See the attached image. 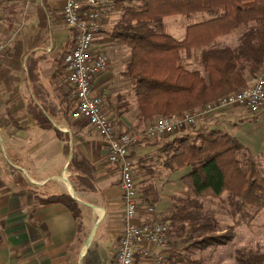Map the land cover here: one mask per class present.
I'll return each mask as SVG.
<instances>
[{
	"label": "crops",
	"instance_id": "1",
	"mask_svg": "<svg viewBox=\"0 0 264 264\" xmlns=\"http://www.w3.org/2000/svg\"><path fill=\"white\" fill-rule=\"evenodd\" d=\"M49 1V8L46 0L42 3L47 14L41 8L33 12L36 2L27 9L21 1L15 10L14 3H0V40L8 41L6 59L0 63V264H114L124 231L119 170L108 161V145L101 134L72 117L74 103L62 63L73 45L72 32L62 21L66 0ZM118 9L102 24L94 42L93 51L106 55L109 64L93 78L92 89L102 97L116 127L132 132L139 111L134 83L123 77L131 52L110 34L120 18ZM21 17L24 24L18 31L19 22L14 21ZM177 18L173 24L184 31L176 39L181 41L187 25ZM195 50L199 49L191 58L183 55L180 65L195 69L200 58ZM121 96L132 106L117 118L114 106ZM246 112L240 106L225 109L199 125L222 129L225 120L246 117ZM152 149H134L133 160ZM81 168L85 175L78 173ZM62 196L80 204L78 218L58 201ZM138 196L142 198L139 192Z\"/></svg>",
	"mask_w": 264,
	"mask_h": 264
},
{
	"label": "trees",
	"instance_id": "2",
	"mask_svg": "<svg viewBox=\"0 0 264 264\" xmlns=\"http://www.w3.org/2000/svg\"><path fill=\"white\" fill-rule=\"evenodd\" d=\"M21 1L0 0V3H14L15 10ZM116 3L123 12L110 34L130 49L123 77L134 83L139 111L135 130L127 133L143 134L157 118L191 112L239 92L264 70V0H116ZM202 12L208 18L186 26V36L181 41L172 36L164 22L167 17H189ZM241 27L246 30L238 45L214 44ZM194 49L201 50L199 66L190 70L180 63L183 55L191 58ZM131 106L121 96L114 106L115 116L119 118ZM117 124L122 126L121 122ZM116 133L126 132L118 127ZM163 138H144L131 147L130 157L135 158L134 149L138 147H155L152 153L134 160L141 207H156L160 203L159 191L149 182L150 178L163 171L173 173L189 168L179 182L191 195L176 198L178 205L172 212L158 211L160 219L171 227L174 251L171 261L189 264L187 254L191 251L229 239L228 233H216L214 222L204 212L205 201L227 194L233 214L246 210L260 212L264 209V174L248 156H241L246 152L244 144L223 129L195 125ZM152 162L155 165L151 166ZM78 173L85 175L83 168ZM58 201L79 217L81 207L76 200L62 196ZM240 255L242 264H264L263 252L251 249Z\"/></svg>",
	"mask_w": 264,
	"mask_h": 264
},
{
	"label": "built area",
	"instance_id": "3",
	"mask_svg": "<svg viewBox=\"0 0 264 264\" xmlns=\"http://www.w3.org/2000/svg\"><path fill=\"white\" fill-rule=\"evenodd\" d=\"M27 9L35 0H22ZM118 8L116 0H66L62 21L72 32L73 45L63 55L66 80L74 109L72 117L88 122L108 145V161L119 170L118 188L123 200L124 231L115 251L114 264H175L171 227L159 217L156 207H141L132 146L144 138H156L182 132L199 124L218 111L241 106L254 115L264 116V72L252 79L239 92L220 97L191 112L160 117L148 124L143 134L117 135L115 119L104 109L103 99L92 89L93 78L105 71L108 59L93 51L94 42L102 29V22ZM42 11L47 14L44 6ZM1 25V20H0ZM8 41L0 40V63L6 59ZM3 108L0 101V120Z\"/></svg>",
	"mask_w": 264,
	"mask_h": 264
},
{
	"label": "rangeland",
	"instance_id": "4",
	"mask_svg": "<svg viewBox=\"0 0 264 264\" xmlns=\"http://www.w3.org/2000/svg\"><path fill=\"white\" fill-rule=\"evenodd\" d=\"M35 2L36 7L33 12L36 13L37 11H40V8L42 9L43 0H35ZM49 4L50 1L46 0V8H49ZM20 5L17 7V10L19 12H22ZM117 6L119 7V5ZM118 11L119 12L117 13V15L121 16L123 8H121L120 10L118 9ZM24 16L25 14H23V17ZM176 18L177 17H167L164 19L165 24L169 25L167 26L169 32L175 39L178 38L180 33L182 34L184 32L180 25L173 24V21ZM207 18V14L202 12L193 14L189 17L180 16L177 19H180V21H183L185 25L189 26L191 24L201 23ZM23 21L24 19L22 17L19 18V20L14 21L15 24L16 22H19L18 25H16V30H21L20 27L24 24ZM245 30V27L237 28L229 35L220 37L218 45L233 47L238 45L240 36ZM5 38L8 39V37ZM200 51V49L195 50L194 53L197 54V56H200ZM197 66H199V62L193 64V67L195 69L197 68ZM263 72L258 73L256 76H260L261 74H263ZM246 113V117H239L237 118V120H235L234 118L225 120L224 126L223 128H221L236 136L244 144L246 152L245 154L243 152V155L241 156H243V158L245 155L248 156L260 167L261 171L264 174V116L254 115L251 112ZM196 126L206 127V129L212 128L201 124H197ZM147 150L150 149L147 148ZM155 154L156 153H154L153 155ZM144 156H141V158H143ZM150 165L153 166L155 164L154 162H152V164ZM187 171H189V168L175 171L173 173L163 171L161 175H157L155 178L149 179V182L153 183L155 187H157L156 189H158L159 191L160 203L156 207L159 206L158 209L160 210V212L174 211L178 205L175 200L176 198L187 197L191 195V192L179 182V178L182 175L186 174ZM134 174L136 183L138 184V176H136L137 169H134ZM204 212L208 214L214 222L216 233H228L229 239L224 243L214 244L201 250L191 251V253L187 254V257L191 261L189 264H242L240 258V253L242 251L245 250L246 252L252 249L264 253V209H262L260 212L246 210L245 212H236L233 214L232 211H230L228 205L227 194H224L220 198L207 199L204 203ZM99 235L100 231L98 233V236ZM94 249L95 243L90 245L88 259L91 258V253Z\"/></svg>",
	"mask_w": 264,
	"mask_h": 264
},
{
	"label": "bare ground",
	"instance_id": "5",
	"mask_svg": "<svg viewBox=\"0 0 264 264\" xmlns=\"http://www.w3.org/2000/svg\"><path fill=\"white\" fill-rule=\"evenodd\" d=\"M69 190L71 191V193H72V194H74V195H75V193H74V192L71 190V188H70V187H69Z\"/></svg>",
	"mask_w": 264,
	"mask_h": 264
},
{
	"label": "water",
	"instance_id": "6",
	"mask_svg": "<svg viewBox=\"0 0 264 264\" xmlns=\"http://www.w3.org/2000/svg\"><path fill=\"white\" fill-rule=\"evenodd\" d=\"M83 204V203H82ZM84 206H87V207H90V206H88V205H85V204H83ZM0 240H1V236H0Z\"/></svg>",
	"mask_w": 264,
	"mask_h": 264
}]
</instances>
